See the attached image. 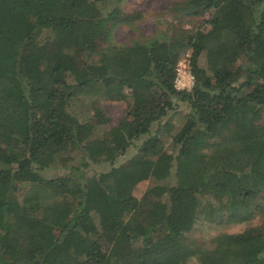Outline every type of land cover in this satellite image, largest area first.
Segmentation results:
<instances>
[{
  "label": "trees",
  "instance_id": "obj_1",
  "mask_svg": "<svg viewBox=\"0 0 264 264\" xmlns=\"http://www.w3.org/2000/svg\"><path fill=\"white\" fill-rule=\"evenodd\" d=\"M121 3L0 0V264H178L199 217L230 225L264 211V0H182L171 10L196 26L96 54ZM183 53L190 90L173 86ZM82 95L103 125L99 99L130 100L96 134L65 112ZM182 107L175 129L167 116ZM122 156L126 175L85 173ZM135 168L155 184L140 196ZM259 239L220 232L193 247L196 264H264Z\"/></svg>",
  "mask_w": 264,
  "mask_h": 264
},
{
  "label": "rangeland",
  "instance_id": "obj_2",
  "mask_svg": "<svg viewBox=\"0 0 264 264\" xmlns=\"http://www.w3.org/2000/svg\"><path fill=\"white\" fill-rule=\"evenodd\" d=\"M181 1L182 0H122L119 16L120 20L117 23L111 24L110 35L99 40L96 54H100L102 50L112 45H130L132 42L159 36L164 32L174 34L180 29L189 30L196 26L200 19L179 18V15L171 10L175 3ZM75 58L80 62L83 61L78 54L75 55ZM93 100H95V97L91 95L79 96V98L73 99L70 105L66 107L65 112L68 118L72 117L77 119L83 122V124H86V128H92L95 130L96 134H100L102 130L109 128L126 112V104L130 99L128 98L126 101L119 102L105 101L102 99L98 100L103 112L111 119L110 123L106 125H103L94 116L91 107ZM186 111V108L182 107L176 111L170 112L167 116V121L172 123L175 129H178L184 121V114ZM131 162L133 161H128L126 157L122 156L118 159L113 168L103 164H92L86 168L85 173L87 175H94L103 170H113V174L117 176L114 169L115 167H119L120 175H126L132 170ZM53 172L56 173L55 170H49L50 174H53ZM130 178H132L133 192L137 196L142 195L147 188L155 185L148 174L145 172L140 174L139 168L134 169L132 177ZM130 178H127L128 182H130ZM170 181L171 178L169 177L168 180L162 181L160 184L167 186V183L169 184ZM156 192L159 193L160 189H157ZM160 195V199L166 200L168 205H175L170 198L165 196L166 193H161ZM193 204L194 200L188 198L180 207L185 212H191ZM177 209L179 210L180 208L178 207ZM220 232L235 234L240 241L249 246L261 244L259 236L264 234V211L260 214H255L250 223L230 225L210 223L206 220H202V217H199L194 229L180 238V257L178 264H196L197 260L203 255L200 249L209 239ZM196 246L200 249L193 252V247Z\"/></svg>",
  "mask_w": 264,
  "mask_h": 264
},
{
  "label": "built area",
  "instance_id": "obj_3",
  "mask_svg": "<svg viewBox=\"0 0 264 264\" xmlns=\"http://www.w3.org/2000/svg\"><path fill=\"white\" fill-rule=\"evenodd\" d=\"M189 53L183 54L175 67L173 86L176 90H190L194 84V76L190 71Z\"/></svg>",
  "mask_w": 264,
  "mask_h": 264
}]
</instances>
